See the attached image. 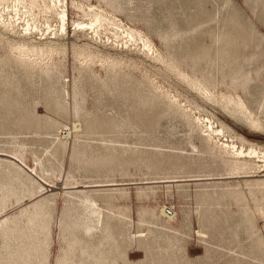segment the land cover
Masks as SVG:
<instances>
[{
    "label": "rangeland",
    "instance_id": "obj_1",
    "mask_svg": "<svg viewBox=\"0 0 264 264\" xmlns=\"http://www.w3.org/2000/svg\"><path fill=\"white\" fill-rule=\"evenodd\" d=\"M66 1L0 0V264H264V0Z\"/></svg>",
    "mask_w": 264,
    "mask_h": 264
},
{
    "label": "bare ground",
    "instance_id": "obj_2",
    "mask_svg": "<svg viewBox=\"0 0 264 264\" xmlns=\"http://www.w3.org/2000/svg\"><path fill=\"white\" fill-rule=\"evenodd\" d=\"M43 7L47 11L53 12V14L56 17V22H57L59 31H62V32L66 31L67 20H69L67 1L66 0H43ZM101 20L108 22L106 14L104 15L103 13H100V14L96 13L95 21H101ZM91 25H92V22H89L88 24L77 22V26L80 29H89ZM49 28L50 27L48 26V29ZM44 33L45 32L43 31L42 35ZM54 35H56V33H54ZM126 35H128L130 38H133L132 32H129V33L127 32ZM25 49H28V48H25ZM23 50L24 49L20 51H23ZM31 50L35 52L34 55L36 56L35 58H33V63L38 65L39 67L41 66L45 67L46 64L43 63L42 56H44L46 53L51 51V49L47 47L42 48L40 46H33ZM213 131L219 132V133L221 132V130L218 128ZM228 146H230V149H232V151L234 152L235 159H243L244 161H246V159L253 158V154H255V151L252 148H249L247 151H245L242 146L236 145L234 143L228 144Z\"/></svg>",
    "mask_w": 264,
    "mask_h": 264
}]
</instances>
